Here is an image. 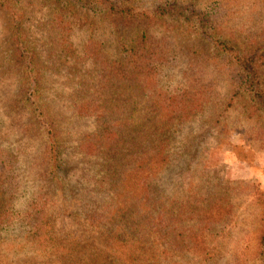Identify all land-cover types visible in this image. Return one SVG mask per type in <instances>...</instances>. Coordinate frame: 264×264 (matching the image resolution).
<instances>
[{
	"label": "rangeland",
	"instance_id": "374dc122",
	"mask_svg": "<svg viewBox=\"0 0 264 264\" xmlns=\"http://www.w3.org/2000/svg\"><path fill=\"white\" fill-rule=\"evenodd\" d=\"M107 1L122 0H0V264H264V109H250L243 90L233 99L222 51L258 32L261 0H130L138 20L113 17ZM167 5L169 17L150 18ZM147 20L164 55L157 85L118 69L120 36ZM184 92L197 107L170 132L173 162L155 198L166 209L174 199L186 220L190 210L222 217L190 222L180 238L150 223L129 231L147 244L132 263L116 245L134 218L103 217L112 194L83 146L98 107L139 135L146 110Z\"/></svg>",
	"mask_w": 264,
	"mask_h": 264
},
{
	"label": "trees",
	"instance_id": "16d2710c",
	"mask_svg": "<svg viewBox=\"0 0 264 264\" xmlns=\"http://www.w3.org/2000/svg\"><path fill=\"white\" fill-rule=\"evenodd\" d=\"M108 10H111L113 17L118 19H139L140 15L134 13L135 8L130 0L105 2ZM150 16L155 19L158 15L162 18L169 17L171 6L159 9ZM256 14L262 24L257 33H251L246 37L244 43L231 42L222 43V51L227 50L228 67L232 71L230 82L234 97L247 95L248 103L252 110L258 112L264 109V0H261L256 8ZM146 18H142L144 22ZM157 21L147 20L145 24L136 26V30H130L128 35L124 34L119 38L120 55L126 54L125 60L119 64L121 78L126 73L146 74L154 85H157L155 77L158 75L157 67L164 61L163 50L156 47L148 36L145 26ZM148 23V24H147ZM115 72V71H114ZM160 99L164 94L160 93ZM187 92L172 95L165 103L152 106L146 110L145 129L138 131L139 135L130 132L128 122L114 121V116L108 118L112 112L107 108L98 107L94 111L97 118V129L88 137L87 144L83 146L84 153L89 157H96L102 160L100 190L110 192L111 203L106 208L104 218H134V224L120 226V235L117 239L118 252L125 255L127 260L137 261V255L144 250L147 244H141V239L134 241L129 231L137 234L151 224L160 233L166 232V237H182V233L191 234L193 227H188L190 222H200L202 228L210 227L215 219L222 217L215 214L213 210L196 212L190 210L191 218L185 219V213L174 199H167V203L174 205L166 209L157 202L155 188L160 178L169 170L173 158L170 154L172 149L171 130L176 122L189 121L194 117L192 109L196 107L189 104ZM193 113V114H192ZM134 124L135 127L141 125ZM52 141L56 142L53 138ZM150 143H152L150 145ZM50 149V147H49ZM51 150L52 160L60 156L59 149L53 147ZM61 170L60 160L52 164L51 173L58 175ZM176 208V209H175ZM171 222H162L167 213L173 214ZM145 215L146 221H139L137 218ZM183 218H179L180 216ZM136 218V219H135ZM201 218H204L203 226ZM139 220V221H138ZM131 239V240H127ZM139 238V237H138ZM137 238V239H138Z\"/></svg>",
	"mask_w": 264,
	"mask_h": 264
}]
</instances>
